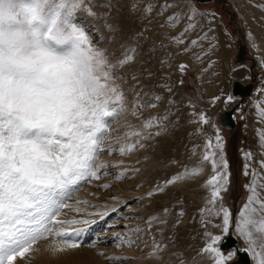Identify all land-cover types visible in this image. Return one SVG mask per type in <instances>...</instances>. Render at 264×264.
<instances>
[{"label":"snow or ice","instance_id":"1","mask_svg":"<svg viewBox=\"0 0 264 264\" xmlns=\"http://www.w3.org/2000/svg\"><path fill=\"white\" fill-rule=\"evenodd\" d=\"M83 6H86V0H0V264H13L18 257L27 259L26 254L32 246L48 237L70 249L82 247L81 237L90 228H74L73 225L92 226L103 222L106 227L114 226L109 225L111 215H118L122 209L130 207L128 203L110 209L105 205L101 210L81 200L75 203L85 207L73 208L68 201L83 183L111 174L103 169L122 164V161L115 165L96 163L101 152L112 154L118 150L122 156L131 155L149 146L148 142L161 134V126L170 122L167 116L144 117L142 109L156 107L160 97L156 96L145 105L141 97L147 94L136 92L137 102L128 107L132 109L130 114L141 120L139 127L129 125L130 134L126 132L115 144H105V138L111 132L120 131L111 126L125 112L128 95L123 83H115L122 72L110 69L134 62L138 49L134 45L122 46L116 54V63L111 62L108 53L93 47L90 33L74 22L77 11ZM134 9H139L150 23L153 14L165 17L161 26L173 22L174 27L181 29L179 38L171 37L178 44H185L184 37L199 26L197 10L183 0H164L155 6L134 4L130 15ZM200 32L201 35L187 43L195 46L201 39H206L202 27ZM143 34L142 28L133 39ZM261 65L264 66V60ZM186 67L181 64L179 70L183 72ZM127 79L133 82L129 88L135 92L140 81L135 76ZM220 99L215 96L211 103ZM232 100V96H227L225 103ZM256 108L260 120L264 121V101L258 102ZM193 116L192 123L210 124L202 111L193 113ZM152 128H156L155 133ZM197 131L202 132L203 128ZM258 143L264 149V130L258 133ZM243 156V175L251 177L249 184L245 185L249 194L233 219L231 211L218 203L222 200V193L227 192L229 183V165L223 156L218 131L215 141L208 138L203 148L202 163L211 165L212 175L207 180L211 189L206 198L207 206L199 210L202 215L207 213L209 219L202 221L204 244L197 256L207 264H228L241 251L250 253L254 264H264V151L261 152L262 158L255 162L258 168L250 163L253 160L250 150ZM169 163L175 166L178 161ZM200 170L185 165L183 173L169 174L154 182L146 196L151 200L166 194L167 186H174L187 175L195 176ZM131 171L136 173L141 169ZM128 174V170H124L117 173L116 178L123 180ZM101 187L107 189L110 185ZM66 209L79 216L99 219H58ZM159 211V217L153 214L146 219L147 231L151 232L153 221L166 224L169 216L184 214L182 207L176 213L169 207H162ZM213 217L220 219V223L213 224V227L222 235L207 231ZM230 228L243 238L245 248H232L225 254L218 245L229 234ZM140 231L117 233L113 239L138 235ZM127 243L134 246L136 242L128 239ZM92 246L97 245L93 243ZM157 250L169 251V264H188L182 252L177 255L163 241L153 246V254ZM159 259L163 260V256Z\"/></svg>","mask_w":264,"mask_h":264},{"label":"rangeland","instance_id":"2","mask_svg":"<svg viewBox=\"0 0 264 264\" xmlns=\"http://www.w3.org/2000/svg\"><path fill=\"white\" fill-rule=\"evenodd\" d=\"M162 2L164 0H86V6L81 7L75 15L74 22L90 33L93 47L108 53L107 58L114 64L117 61L116 54L122 46L134 45L138 49L134 62L110 69L117 73L122 72L120 79L115 83H123L128 95L125 100V112L111 126L112 129L120 131L111 132L105 138V144H115L126 132L130 134L129 125L139 127L141 120L133 117L130 114L132 109L128 107L137 102L136 92L143 91L147 94L146 97H141L145 105L156 96L160 97L156 107L142 109L144 117L167 116L170 122L166 126H161V134L149 141V146L134 151L131 155L122 156L118 150L112 154L107 152L99 154L96 161L98 164L107 162L115 165L121 161L122 164L119 167L103 169V172L111 174L103 176L100 180L93 179L83 183L68 203L73 208H84V205H77L75 201H88L101 210L105 205L110 209L112 206L120 207L128 203L130 207L122 209L118 215H111L109 225L114 226L106 227L103 222L92 225L96 232L89 242L82 247L71 249L72 252H77V256L80 251L79 255L82 253L80 257H70L72 259L63 261L53 258L40 264H98L86 260L89 258L85 254L97 255L103 264H169L171 260L169 251L157 250V256H151L153 246L161 241L175 250L177 255L182 252L188 264H207L206 260L197 256V252L204 244L205 228L202 221L209 219L207 213L202 215L199 210L207 206L206 198L211 191L207 186V180L212 175L211 165L202 163V153L208 138L215 141L217 131L222 138L224 159L229 165L228 190L222 193V200L218 203L228 208L235 219L249 194L245 185L249 184L251 177L243 175L245 163L243 153L250 150L253 153V160L250 163L254 168H258L255 162L262 158L261 152L264 151L258 143V133L264 130V121L260 120L256 108L258 102L264 101L262 91L264 66L261 65V60H264V0H213L204 3L198 0H183V3L190 4L197 10L196 19L199 25L195 31H190L184 37L185 44H178L171 39L172 36L179 38L181 31L173 26V22L169 21L161 26L165 21L164 16L153 14L150 23L139 9H134L133 14H129L134 4H140L142 7L144 4L155 6ZM201 27L207 38L201 39L195 46L187 43L188 40L201 35ZM142 28L143 36L133 39ZM239 30H242L247 45V53L240 62L237 61ZM181 64L187 65L183 72L179 70ZM240 68L248 69V79L240 80L233 75V72ZM252 69L255 71L254 88L236 109L238 127L235 137L232 130L220 125L219 116L230 107L225 105L227 96L233 97L231 103L238 101V96L232 91L233 83L238 79L247 83L252 77ZM129 76H135L140 81V87L135 92L129 88V84L133 83L127 79ZM168 88H171L170 92ZM215 96H220L221 99L212 104V98ZM198 111L206 114L210 120L209 125L191 122L195 118L193 113ZM198 128H203V131L198 132ZM151 131L155 133L156 128H152ZM171 160L178 163L172 166L169 163ZM217 161L219 162V154ZM185 165L189 169L202 168L206 172L196 179H184L174 186H167L166 194L157 195L149 200L146 193L153 188L154 182L169 174L183 173ZM136 168L141 171L133 173L131 170ZM124 170H128L129 174L123 180H118L116 174ZM103 184L110 187L104 189L101 187ZM118 193L126 194L124 201L118 205L111 204L112 197L118 196ZM138 197L143 199L137 200ZM102 200L106 203L101 202ZM162 207H169L173 213L182 207L184 214L179 217L169 216L166 224H152L156 229L147 231L146 218L153 214L159 217L161 215L159 209ZM58 219L98 220L99 217L79 216L74 211L66 209ZM218 223L220 219L213 217L207 231L214 235H222L218 228L213 227V224ZM77 225L73 227L89 226ZM137 229L141 230L138 235L113 239L117 233H131ZM236 235L245 246L243 238ZM128 239L135 241V245L129 246ZM52 241L58 251L69 249L60 241L53 238ZM37 242L26 254L27 259L18 257L13 264H38V258L33 255L39 248ZM93 243L97 246L93 247ZM224 252L227 254V251ZM101 253L104 255H100ZM160 256H163V260L159 259ZM235 258L236 256L233 260Z\"/></svg>","mask_w":264,"mask_h":264},{"label":"water","instance_id":"3","mask_svg":"<svg viewBox=\"0 0 264 264\" xmlns=\"http://www.w3.org/2000/svg\"><path fill=\"white\" fill-rule=\"evenodd\" d=\"M199 2H211L213 0H198ZM222 1V0H221ZM239 53L237 57V61L240 62L244 58L247 53V45L245 42V36L242 30H239ZM252 77L248 81V83L243 84L239 79L233 83L232 91L235 96L238 97V101L234 102V104L230 107H227L219 116L220 125L225 127L226 129H230L233 131L235 137H237V126L238 119L236 117V108L241 106L242 102L247 98L253 91L254 83H255V71L251 70ZM223 251H228L232 248L243 249L245 246L240 243V239L234 232V228H230V232L226 235L225 239L220 245ZM236 259L231 261L229 264H254L250 257V253H245L243 251L239 252L236 255Z\"/></svg>","mask_w":264,"mask_h":264},{"label":"bare ground","instance_id":"4","mask_svg":"<svg viewBox=\"0 0 264 264\" xmlns=\"http://www.w3.org/2000/svg\"><path fill=\"white\" fill-rule=\"evenodd\" d=\"M128 34V33H127ZM167 42V41H166ZM171 41H169V43H170ZM169 43H167V44H169ZM170 46V45H169ZM175 47V46H174ZM172 50V49H171ZM249 74V71H248V69H244V68H240V69H237L236 71H234L233 72V75L234 76H236V77H238L240 80H246V79H248V75ZM242 82V81H241ZM243 83V82H242ZM248 83V82H247ZM243 84H246V83H243ZM224 103V102H223ZM231 102H229V103H225V105H230V106H232L234 103L232 102L231 104H230ZM129 120V119H128ZM127 131V130H126ZM205 132L207 133V127L205 126ZM201 170L199 171V172H197L196 174H195V176H192V175H187V176H185V179H188V180H191V179H193V178H198L199 176H202L203 174H204V169H202V168H200ZM206 172V171H205ZM131 194H132V192H131ZM91 196V194H87V196ZM124 196H126V194H121V193H118V196H116L118 199L117 200H113L112 202H111V204H120L122 201H124ZM101 202H103V203H106L105 202V200H102ZM147 219V218H146ZM158 222H156V221H153V225L154 224H157ZM78 226V225H77ZM87 228V227H86ZM152 229H156V227L155 226H152ZM36 245H38V249H36L34 252H33V255L34 256H36L37 258H38V264H40V262H43V261H49V260H51V259H53V258H56V259H58V260H69V259H72V258H70V257H76V258H78V257H80L81 255H82V253L79 255V253H80V251H78L79 253H78V256H77V252L76 253H74V252H72V250L70 249H68V250H65V251H62L61 252V249H60V251H58L57 249H55V245H54V242L52 241V238H50V237H48V238H46V239H42V240H40V241H38L37 242V244ZM57 246V245H56ZM53 249H55V251L53 250ZM77 250V249H76ZM80 250V249H79ZM114 252V251H113ZM115 252H116V250H115ZM76 256H75V255ZM84 254V253H83ZM32 255V254H31ZM32 255V256H33ZM85 255H88V258L89 259H86V260H88V261H92L93 263H98V264H103V263H100V257H98L97 255L96 256H94V255H90V254H85ZM151 256H157V253L156 254H151ZM87 258V257H86ZM81 259H82V257H81ZM84 260V259H83ZM52 262V261H51Z\"/></svg>","mask_w":264,"mask_h":264}]
</instances>
